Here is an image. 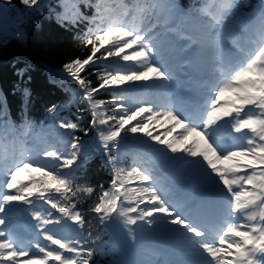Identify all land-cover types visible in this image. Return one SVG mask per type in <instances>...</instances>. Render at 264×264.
<instances>
[{"label": "snow or ice", "instance_id": "obj_1", "mask_svg": "<svg viewBox=\"0 0 264 264\" xmlns=\"http://www.w3.org/2000/svg\"><path fill=\"white\" fill-rule=\"evenodd\" d=\"M81 4L94 9L91 16ZM62 7L59 22L86 24L78 38L87 54L62 68L78 84L98 140L74 135L88 132L81 117L59 118L53 106V139L0 144V264H90L92 234L62 221L86 223L77 207L94 189L74 186L75 172L93 147L107 155L111 181L89 211L101 222L118 221L133 244L148 237L175 257L161 262L142 253L136 264H264V4L247 15L238 0H204L188 12L171 0H121L116 8L107 0H62ZM174 12L191 25L173 27ZM255 17L261 22L254 27ZM105 61L113 63L97 67L94 86L82 74ZM186 83L195 100L173 103ZM101 90L111 99H96ZM34 126L26 120L21 135ZM130 140L144 145L148 159L128 171L120 156ZM21 211L37 222L30 239L7 227Z\"/></svg>", "mask_w": 264, "mask_h": 264}, {"label": "trees", "instance_id": "obj_2", "mask_svg": "<svg viewBox=\"0 0 264 264\" xmlns=\"http://www.w3.org/2000/svg\"><path fill=\"white\" fill-rule=\"evenodd\" d=\"M191 1L179 0L185 7ZM107 3L116 8L120 2L107 0ZM258 4H264V0H238V12H252ZM10 5L20 10L21 16L0 19V122L14 137L21 138V125L26 120L35 126L38 122L53 120L49 109L56 106L59 118H71L75 122L77 116L81 117L80 126L88 129V132L85 134L78 129L75 134L82 141H87L92 130H96L90 127V111L86 104L81 103L73 111L68 107L71 95L78 92V84L62 68L65 62L77 57L83 58L87 54V50L81 49L78 38L83 27L80 24L72 26L58 21L57 15L63 12L62 0H39L38 5L32 7L23 5L21 0H10ZM81 10L84 14L88 13L83 4ZM12 20H15L14 24L10 23ZM109 63L113 62L105 61L101 65L90 67L82 75L94 86H98L95 74L97 67L103 68ZM21 70L22 75L19 74ZM25 90L28 92L27 96ZM95 98L109 100L111 93L101 90ZM8 124L16 130L11 131ZM107 158L104 151H94L92 159L82 165L84 174L76 177L74 184L94 189L89 200L80 203L78 211L84 213L87 224L90 222L98 227L101 226L98 217L89 209L98 202L100 187H107L111 179L110 166L108 168L103 162ZM121 164V167L131 171L125 160Z\"/></svg>", "mask_w": 264, "mask_h": 264}, {"label": "rangeland", "instance_id": "obj_3", "mask_svg": "<svg viewBox=\"0 0 264 264\" xmlns=\"http://www.w3.org/2000/svg\"><path fill=\"white\" fill-rule=\"evenodd\" d=\"M0 6H1V8H0V10L2 9L3 11H0V19L2 18V17H9L10 16V18L11 19H14L15 17L16 18H18L19 16H21V11L20 10H16L13 6H11L10 5V2L9 3H3V2H0ZM11 13H14V15H12ZM10 14V15H9ZM13 16H15V17H13ZM11 24H14L15 23V20H12L11 22H10ZM51 125V124H50ZM49 125V126H50ZM47 127L46 128V130H42V131H36L35 133H33L32 135H31V137H30V142H32V143H38L39 142V140L40 139H52V138H54L55 137V132L50 128V127ZM58 130V129H57ZM160 131H163V129L161 128L160 129ZM146 139V138H145ZM19 179L21 180V181H24V182H27V180H28V176H27V174H26V177H25V173H21L20 174V176H19ZM20 208H22V207H20ZM22 212V211H21ZM20 212V213H21ZM19 213V214H20ZM19 214H15V213H13L11 216H10V218H9V221H8V223H7V227H8V229L10 230V229H12V230H14L15 232H19V235H21V236H24V233H23V231H22V225H21V223L19 222V223H16V224H13V223H11V220L13 219V217L15 216V215H19ZM28 214L30 215V213L28 212ZM30 217H31V215H30ZM241 220H243V218H241ZM21 221V220H20ZM113 221V220H112ZM242 222V221H241ZM113 223L117 226L118 224H119V222L118 221H113ZM121 227H122V225H120ZM71 227V226H70ZM72 228V227H71ZM116 229V228H115ZM57 230H58V228H57ZM117 230V233L119 234V230L118 229H116ZM58 232L59 233H61L62 232V230H58ZM62 234H63V232H62ZM121 238V243H125V244H129L130 246H131V249H132V259H133V261L135 260V257L136 256H138V253H139V246H135V247H133V245H132V243H128V240H127V238H125V237H120ZM157 242V241H156ZM159 243V242H158ZM53 248H55V246H52ZM119 249H121L122 251L124 250V246H119L118 247ZM33 252H35V249H33L32 250ZM134 264H135V262H134Z\"/></svg>", "mask_w": 264, "mask_h": 264}, {"label": "clouds", "instance_id": "obj_4", "mask_svg": "<svg viewBox=\"0 0 264 264\" xmlns=\"http://www.w3.org/2000/svg\"><path fill=\"white\" fill-rule=\"evenodd\" d=\"M260 22H261V21H260V17H255V18L253 19V26H254V27H255V26H258Z\"/></svg>", "mask_w": 264, "mask_h": 264}]
</instances>
